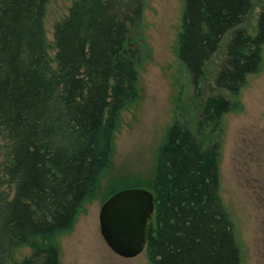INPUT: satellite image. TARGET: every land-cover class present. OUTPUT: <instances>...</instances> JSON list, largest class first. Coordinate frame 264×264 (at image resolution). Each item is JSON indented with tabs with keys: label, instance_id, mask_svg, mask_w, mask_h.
I'll use <instances>...</instances> for the list:
<instances>
[{
	"label": "trees",
	"instance_id": "16d2710c",
	"mask_svg": "<svg viewBox=\"0 0 264 264\" xmlns=\"http://www.w3.org/2000/svg\"><path fill=\"white\" fill-rule=\"evenodd\" d=\"M50 1L0 0V264H62L58 241L98 199L120 115L140 96L145 0H74L53 46L44 26ZM256 9L253 34L244 25ZM263 51L264 0H184L176 53L194 96L176 99L158 153L149 264H242L220 154L225 116L240 110ZM24 247L31 253L16 261Z\"/></svg>",
	"mask_w": 264,
	"mask_h": 264
},
{
	"label": "rangeland",
	"instance_id": "374dc122",
	"mask_svg": "<svg viewBox=\"0 0 264 264\" xmlns=\"http://www.w3.org/2000/svg\"><path fill=\"white\" fill-rule=\"evenodd\" d=\"M73 2L51 0L48 4L44 26L51 46L55 25L68 15ZM183 8L184 0H145L139 41L143 52L138 66L139 100L120 115L113 167L102 179L98 199L86 205L74 230L58 241L62 264H149L146 251L134 259L117 256L101 235L99 215L116 184L122 190H151L159 150L173 125L176 99L181 92L184 99H193L189 76L176 53ZM258 13L256 9L244 25L253 34ZM227 39L208 66V86L223 61ZM50 54L54 56L55 50ZM206 90L202 97L210 93ZM238 100L240 110L224 119L221 196L235 225L242 264H264V51L261 71L248 78ZM30 253V248H20L15 260Z\"/></svg>",
	"mask_w": 264,
	"mask_h": 264
},
{
	"label": "water",
	"instance_id": "95a60500",
	"mask_svg": "<svg viewBox=\"0 0 264 264\" xmlns=\"http://www.w3.org/2000/svg\"><path fill=\"white\" fill-rule=\"evenodd\" d=\"M154 215V193L141 188L120 190L101 208V235L117 256L134 259L146 251Z\"/></svg>",
	"mask_w": 264,
	"mask_h": 264
}]
</instances>
